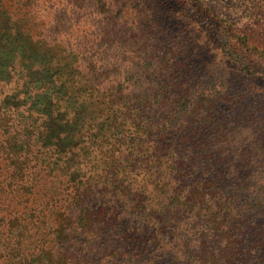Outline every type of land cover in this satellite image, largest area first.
<instances>
[{
	"label": "trees",
	"instance_id": "16d2710c",
	"mask_svg": "<svg viewBox=\"0 0 264 264\" xmlns=\"http://www.w3.org/2000/svg\"><path fill=\"white\" fill-rule=\"evenodd\" d=\"M56 1L65 8L61 9L63 13L68 12V18L74 14L80 16L81 21H85L87 3L93 8L86 13L87 19L96 14L97 21L106 8L112 9L118 3V0ZM44 3L45 0H0V16H6L7 21L17 25L18 18L13 19V16L21 11L23 17L33 16L29 21L36 24L42 17L37 8ZM44 16L48 20V13ZM17 36L12 33L0 36V53L5 60L0 68V80L6 82L0 85V264H145L139 251L144 230L139 227L158 222L157 229L149 231L150 241L158 242L168 220L175 225L174 219L181 215L180 211L197 214L200 220L194 241L184 238L169 248L182 262L186 260L184 264H264V220L258 223L251 214L260 212L262 199H245L236 207L235 194L217 186L219 170L227 166V158L237 152L239 155L246 151L259 152L256 142L248 143L256 146L248 150L244 145L246 138L238 133L240 128L225 130L223 124L215 126L205 142H193L198 133L188 129L204 117L199 116V104L190 105L188 101L183 107L190 118L188 123H181L177 129L171 127L177 117L172 113L160 128H151L152 121L143 113L147 109L154 116L165 107L152 94L149 93L152 99L143 102L149 104L147 107L142 103L138 107L137 103L132 105L141 97L135 100L132 96L138 94L146 98L143 88L124 90L120 84L109 93L93 97L90 93H97L96 63L83 50L71 48L68 80H62L63 66L56 64L52 55L42 56L32 47L30 38ZM11 83L15 86L9 94L5 87ZM87 100L94 103L88 108L90 115L104 113L106 118L98 120L100 137L90 134L80 142V124ZM36 130L39 131L37 140L34 138ZM126 131L133 132V137L125 136ZM235 137L239 138L235 141ZM46 138L48 142L44 143ZM171 139L184 140L187 148L169 144ZM35 141L40 145L37 150L33 149ZM208 143H213L216 151L207 150ZM70 145H82L85 160L93 161L86 164L83 172L88 179L79 186L61 181L57 186L52 171L58 169L61 162H55L54 157L65 153ZM196 153L217 156L220 162L224 161L215 164L218 168L215 176L192 178L188 161ZM67 154L68 151L64 156ZM69 156L71 162L79 155L71 151ZM66 160L68 162V158ZM166 162L168 170L164 178L157 176L153 180L155 186L163 182L165 188H170V192L166 191L170 196L160 202L162 206L157 210L156 206L144 205L141 198L144 191H152L153 172L148 165L159 163V167ZM76 163L77 171L80 167ZM247 165L250 167L249 163ZM237 167L238 164L231 166L235 168L233 171H237ZM260 168H264V163L257 164L255 169ZM94 184L95 192L91 188ZM93 193L104 199L103 208L92 206ZM87 200H90L88 204ZM107 205L111 209L108 213ZM72 208L74 214H71ZM118 209L123 212L117 213ZM127 223L130 226L127 233L133 230L130 237L125 233ZM67 229L68 235L69 231L74 234L69 238L73 242L68 251L58 250L54 243L67 235ZM77 234L82 237L81 246L93 242L96 254L92 258L84 260L77 255L78 250L74 251L77 246L73 238ZM95 237L97 240L92 239ZM62 242L68 243L67 239Z\"/></svg>",
	"mask_w": 264,
	"mask_h": 264
},
{
	"label": "rangeland",
	"instance_id": "374dc122",
	"mask_svg": "<svg viewBox=\"0 0 264 264\" xmlns=\"http://www.w3.org/2000/svg\"><path fill=\"white\" fill-rule=\"evenodd\" d=\"M86 5L87 10L83 14L85 21H81L80 16H74L73 13L68 18V12L63 13L61 9L65 8L56 0H45V3L37 8L42 17H39L40 21L36 24L29 21L33 16L23 17L21 11L13 16V19L18 18L17 25L7 21L6 16H0V36L12 33L18 35L17 38H30L32 47L42 56L48 58L52 55L56 64L63 66L60 72L62 80H68L71 48L83 50L84 54L90 56L96 63L94 82L97 93H90L93 97H97L98 93H109L112 87L121 84L124 90L143 88V93H147L146 98L138 94L132 96L135 100L141 96V100L132 105L136 106L137 103L138 107L142 103L147 107L149 104L143 102L155 97L161 106H165L162 111L166 114L158 111L152 116L151 111L148 112L147 109L143 113L154 123L150 124L151 128H160L164 122H168L167 116L172 113H176L177 117L172 121L171 127L175 126L177 129L181 123H188L189 115L183 111L187 101L190 105L193 102L198 103L199 116L204 117L199 123L190 125L188 129L189 132L192 130L198 133L193 142L199 140L205 142L215 130L214 127L221 124L225 130L227 127L240 128L241 132L238 133H242L246 138L244 145L247 149L256 147L248 144L254 141L260 151H246L241 155L238 152L236 155L231 154L227 158L228 167L219 170L217 186L224 192L235 194L236 207L241 206L245 199H262L263 207L260 212H251L254 220L261 223L264 220V168L259 170L255 168L257 164L264 163V0H118L112 9H109V6L101 13L98 21L96 14L87 19L86 13L93 11V8L89 3ZM45 13H48V20L44 16ZM4 63V54L0 53V68ZM5 83L0 80V85ZM11 84L5 87L9 94L15 86L14 83ZM149 93L152 97H149ZM65 100L67 99L64 98ZM67 104L68 100L65 102L66 106ZM92 104L94 103L91 100H87L85 107L83 106L79 131L82 138L79 141L90 134L97 137L102 134L98 120L103 121L106 116L104 113L90 115L88 108ZM38 132L36 130L35 140L39 138ZM132 133L126 131L125 136L133 137ZM238 138L235 137L233 140L236 141ZM171 141L168 143L179 149L187 148V143L182 139ZM43 142H48V138L43 139ZM208 144L207 150L216 151L213 143ZM39 146L35 141L33 149L37 150ZM73 147L70 145L65 149V153L68 151L66 157L64 152L57 153L54 157L55 162H61L58 169L52 171V175L56 176L57 186L60 181L67 185L71 183L79 186L88 179L83 172L86 164L90 165L93 161L85 160L82 145L81 147L77 145L74 149ZM71 151L78 152L79 156L74 157L75 162H70ZM188 162L191 176L195 180L199 177L215 176L218 172L215 164L224 163L220 162L217 156L206 157L205 153L194 154V158ZM70 163L73 166L71 165L69 169ZM75 163L80 170H75ZM158 164L148 165L153 172L150 177L152 191H144L141 198L144 205L156 206L157 210L162 206L160 202L170 196L166 194V191L170 192V188H165L163 182L155 186L153 179L157 176L164 178L163 175L168 170V162L159 167ZM236 164L237 171H233L235 168L231 166L235 167ZM250 168L255 170L247 173ZM91 188L93 192L96 191L95 184ZM91 198L93 207L103 208L102 197L93 193ZM89 202L90 200H87L86 204ZM117 204L120 206L119 200ZM107 207L108 213L111 209L110 206ZM72 209L71 214H74V208ZM121 212L122 209L117 210V213ZM128 212L134 215L131 209H128ZM180 213V216L174 217L175 225L178 226L169 224L168 220L167 227L157 238L158 242L152 243L149 234V231L157 229L158 222L139 227L144 230L141 240L143 246L142 249L139 247L141 249L139 251L145 264L186 262V260L182 262L169 248L184 238L194 241L200 220L197 214L192 215L190 211ZM150 224L152 226L149 230ZM125 229L126 235L132 236L133 230L127 233L130 229L128 223ZM73 235L70 231L68 235L67 229V235L63 237L68 243L62 242L64 239L61 237L54 245L58 250L64 248L68 251L69 244L73 242L69 238ZM81 238L79 234L73 238L76 240L74 245L77 246L74 251L78 250L77 255L84 260L92 258L96 254L93 242L81 246L84 244ZM92 239L97 240L96 237ZM162 243L164 246H161ZM134 258L137 260V256Z\"/></svg>",
	"mask_w": 264,
	"mask_h": 264
}]
</instances>
